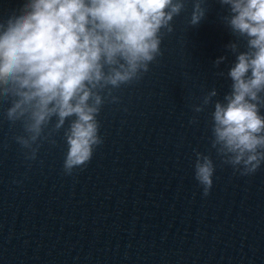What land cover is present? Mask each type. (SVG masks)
Here are the masks:
<instances>
[{
  "label": "water",
  "instance_id": "water-1",
  "mask_svg": "<svg viewBox=\"0 0 264 264\" xmlns=\"http://www.w3.org/2000/svg\"><path fill=\"white\" fill-rule=\"evenodd\" d=\"M24 2L0 0V19ZM204 6L190 25L187 0L174 31L162 30L150 70L114 91L119 102L97 117L104 142L72 175L63 171V129L25 161L13 139L22 126L0 107V264H264V164L234 174L211 149L213 106L193 111L209 90L221 101L230 92L236 57L226 46L246 50L222 20L228 6ZM196 151L215 164L206 197L194 178Z\"/></svg>",
  "mask_w": 264,
  "mask_h": 264
},
{
  "label": "clouds",
  "instance_id": "clouds-1",
  "mask_svg": "<svg viewBox=\"0 0 264 264\" xmlns=\"http://www.w3.org/2000/svg\"><path fill=\"white\" fill-rule=\"evenodd\" d=\"M219 2L229 9L223 22L246 50L240 51L238 42L226 46L236 57L227 73L230 92L221 101L213 100L215 88L209 90L193 111L213 106L211 149L234 174L250 176L264 164V0ZM186 3L25 0L19 13L0 19V107L8 105L3 115L10 125L22 126L23 133L13 139L25 161H35L42 144H55L53 134L63 129L64 174L86 167L104 142L97 119L102 107L118 103L114 91L150 70L162 55L164 31H174L172 22ZM204 4L192 0L190 25L204 18ZM225 59L218 58L215 66ZM214 173L211 156L196 151L194 178L205 197Z\"/></svg>",
  "mask_w": 264,
  "mask_h": 264
}]
</instances>
